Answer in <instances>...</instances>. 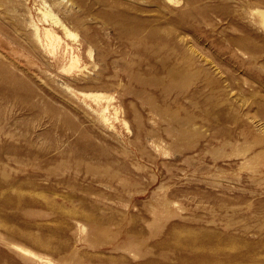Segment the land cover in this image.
I'll return each mask as SVG.
<instances>
[{"label": "rangeland", "instance_id": "374dc122", "mask_svg": "<svg viewBox=\"0 0 264 264\" xmlns=\"http://www.w3.org/2000/svg\"><path fill=\"white\" fill-rule=\"evenodd\" d=\"M260 12L0 0V264H264Z\"/></svg>", "mask_w": 264, "mask_h": 264}, {"label": "bare ground", "instance_id": "6f19581e", "mask_svg": "<svg viewBox=\"0 0 264 264\" xmlns=\"http://www.w3.org/2000/svg\"><path fill=\"white\" fill-rule=\"evenodd\" d=\"M171 1H173V2H175V3H178L179 2V0H171ZM261 14H260V16H261V23L264 25V12H260ZM45 16H50V17H53L54 19H55V22L57 23V24H59V27L64 31V33L68 36V37H73V38H77L76 40L78 41V36H77V34L76 33H74L73 31H71L60 19H58V18H56L55 16H54V14H53V11H52V9H50V8H46V10H45ZM35 32H36V34L38 35V36H41L40 35V32H39V28L38 27H36L35 28ZM43 36H44V39L46 40V43H47V45H49L51 48H52V50H57L58 48H59V46H61L62 45V37L60 36V34H58L54 29H52V28H46L45 30H44V33H43ZM69 44L68 43H66V45H65V48H67V49H69ZM79 61V57L77 56V55H74L73 57H72V64H75V63H77ZM109 106H107L104 110H103V113H105V111L107 110V108H108ZM104 116V115H103ZM105 118L107 117V116H104ZM18 245V244H17ZM20 245H18V247H19ZM23 248H26V247H23ZM27 249V248H26ZM24 252V251H23ZM46 259V258H45ZM44 262V261H43Z\"/></svg>", "mask_w": 264, "mask_h": 264}]
</instances>
